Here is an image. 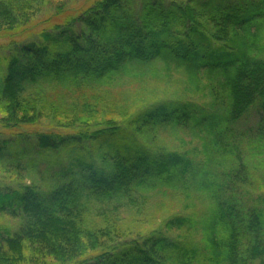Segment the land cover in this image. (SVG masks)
I'll list each match as a JSON object with an SVG mask.
<instances>
[{
    "label": "trees",
    "instance_id": "16d2710c",
    "mask_svg": "<svg viewBox=\"0 0 264 264\" xmlns=\"http://www.w3.org/2000/svg\"><path fill=\"white\" fill-rule=\"evenodd\" d=\"M50 1L0 0V37L26 26ZM54 30L0 56V125L16 129L62 115V127L82 131L38 133L23 147L0 136V171L38 177L0 187V215L20 221L15 231L0 227V264H264V198L248 207L236 196L248 179L241 140L264 148V0H96ZM159 63L194 83L206 77L209 108L162 102L124 127L97 119L104 98H77ZM254 111L256 130L236 134L235 125ZM185 129L203 140L201 167L136 139ZM181 188L210 201L205 217L176 216L146 236L125 237L121 209ZM138 221L135 215L129 225L137 229Z\"/></svg>",
    "mask_w": 264,
    "mask_h": 264
},
{
    "label": "rangeland",
    "instance_id": "374dc122",
    "mask_svg": "<svg viewBox=\"0 0 264 264\" xmlns=\"http://www.w3.org/2000/svg\"><path fill=\"white\" fill-rule=\"evenodd\" d=\"M94 1L96 0H51L43 11L36 15L26 26L18 28L9 35L0 37V56L9 57L18 46L23 44L41 43L40 34L42 32L53 33L55 31L54 26H63L66 17L69 15L78 17ZM13 41L16 42V47L14 44L11 46ZM165 69L163 63H159L144 70L145 75L124 77L122 84L116 88L108 89L103 86H96L94 89L84 93L79 92L78 94L81 96L77 98L83 100L85 97L83 94H86L87 99L92 102L104 98L100 102L103 107L99 109L97 119L101 121L104 119L117 120L124 127H126L125 121L135 113L145 107L162 102H190L204 106L207 109L209 108L212 97L209 93L210 83L206 77H202L199 82L194 83L195 81H192L183 72L176 71L174 68L169 71ZM68 102L72 103V100L69 99ZM2 116L0 112V119ZM257 122V112L254 111L250 116L235 125L234 131L239 135L248 133L251 130L255 131ZM61 123L65 124L64 116L51 115L50 117L41 118L35 125L22 126L16 129H4L0 125V136L14 143L16 141L20 142V146L23 147L28 143L30 144L27 146H31L38 133H54L67 136L77 135L82 131V128L78 127H62ZM96 129L91 128L89 131ZM127 130L132 132L129 128ZM136 139L142 147L148 150L177 152L195 160L200 167L206 164L203 140L190 129L178 132L160 130L158 132H150L147 136L139 135ZM257 146H260L258 142L242 139L238 151L242 162L246 164L248 179H246L245 186L239 189L241 191H236V196L244 206L248 207L257 205L260 199L264 198V148L258 150ZM88 147L91 150L93 149L91 144H88ZM90 154L91 158L97 161L96 150L93 149ZM60 158L63 161H68L67 154H62ZM36 178L38 177L32 172L24 170L15 174L0 171V187L19 188L23 185L31 184ZM38 184L43 186L42 181L38 182ZM229 193L231 194L233 191L230 189ZM209 206H211L210 201L203 194L196 190L187 193L181 188L169 190L168 197L152 195L148 200L139 201L137 206H133L130 209H121L117 216L120 219V223L124 226L125 237L138 238V235L146 236L154 230L161 229L163 223L172 217H195V219L200 220L206 216ZM135 215L140 220L137 222V229L133 225H129ZM19 224L20 221L15 218L0 215V227L10 228L15 231L19 228ZM125 227L128 229L125 230ZM177 235L178 233L174 231L170 237L175 240ZM193 236L195 237V235ZM200 237L201 234L197 236L196 240H199ZM180 240L181 243L184 242L183 239ZM49 264H54V262L50 261Z\"/></svg>",
    "mask_w": 264,
    "mask_h": 264
}]
</instances>
